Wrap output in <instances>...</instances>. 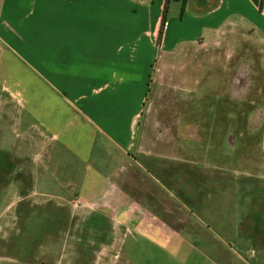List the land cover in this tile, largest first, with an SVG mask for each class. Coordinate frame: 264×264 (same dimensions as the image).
I'll return each instance as SVG.
<instances>
[{"label": "crops", "instance_id": "crops-1", "mask_svg": "<svg viewBox=\"0 0 264 264\" xmlns=\"http://www.w3.org/2000/svg\"><path fill=\"white\" fill-rule=\"evenodd\" d=\"M135 1L3 0L0 87L81 167L77 194L114 227L111 241H121L123 264H190L195 256L230 264L234 251L171 188L167 170L178 160V137L163 128L144 90L166 0H154L158 10L143 32L145 49L141 33L135 39L125 22L127 3ZM139 1L138 8L146 7ZM19 4H27V20L36 21L18 20ZM257 12L264 40V0H188L185 51L199 53L224 34L238 35L234 19L252 20ZM182 43L167 21L160 47L172 55ZM127 47L134 53L126 56Z\"/></svg>", "mask_w": 264, "mask_h": 264}, {"label": "rangeland", "instance_id": "rangeland-1", "mask_svg": "<svg viewBox=\"0 0 264 264\" xmlns=\"http://www.w3.org/2000/svg\"><path fill=\"white\" fill-rule=\"evenodd\" d=\"M178 1L170 2L166 19L174 41L183 43L171 55L154 41L144 87L147 105L178 137V160L167 170L171 188L234 251L230 264H264L263 20L259 12L252 20L235 18L238 35L224 34L199 53L185 51V0ZM143 3L141 9L139 0L127 3L125 22L135 39L141 33L145 49L143 32L155 21L158 2ZM29 11L19 4L18 20L36 21L27 20ZM133 53L127 47L126 56ZM80 170L0 87V264H123L121 241H111L114 227L77 194ZM189 263L210 264L205 256Z\"/></svg>", "mask_w": 264, "mask_h": 264}, {"label": "trees", "instance_id": "trees-1", "mask_svg": "<svg viewBox=\"0 0 264 264\" xmlns=\"http://www.w3.org/2000/svg\"><path fill=\"white\" fill-rule=\"evenodd\" d=\"M171 1H178V0H166V4H165L163 16H162L161 27H160V31H159V37H158V47L159 48L161 46V41H162V38H163V33H164L165 26H166V23H167L166 12L168 10V6H169V4H170ZM185 2H186V0H185ZM183 12H184V8L182 9V13Z\"/></svg>", "mask_w": 264, "mask_h": 264}]
</instances>
